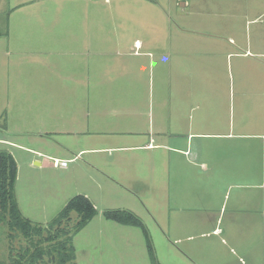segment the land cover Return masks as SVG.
I'll list each match as a JSON object with an SVG mask.
<instances>
[{
	"label": "crops",
	"instance_id": "1",
	"mask_svg": "<svg viewBox=\"0 0 264 264\" xmlns=\"http://www.w3.org/2000/svg\"><path fill=\"white\" fill-rule=\"evenodd\" d=\"M110 1L0 0V145L23 149L38 166L87 164L122 211L162 204L164 230L184 244L173 252L181 261L264 264L256 254L264 256V34L236 45L232 26L226 38L157 31L144 14L142 41L122 28L137 21L142 0ZM260 17L264 8L251 22ZM235 48L244 51L232 64ZM218 54L239 80L222 78ZM38 143L60 152L45 148L38 160ZM204 237L226 253L198 254L200 243L188 244Z\"/></svg>",
	"mask_w": 264,
	"mask_h": 264
},
{
	"label": "rangeland",
	"instance_id": "2",
	"mask_svg": "<svg viewBox=\"0 0 264 264\" xmlns=\"http://www.w3.org/2000/svg\"><path fill=\"white\" fill-rule=\"evenodd\" d=\"M185 1L189 2V4L182 6ZM218 1L220 4H213V0H142L135 5L137 12L134 11V13L138 14L137 21L132 22L131 25L123 21L122 28L132 30L131 38L137 37L142 41L147 40L148 37L141 33L142 30L147 29L144 26L145 22L142 19L145 18L142 15L150 14L154 17L150 19L153 21L157 31L165 29L172 32L174 29L179 28L196 30L204 32L205 34L221 35L223 32L224 38H226L227 26L229 30L230 26H232L235 32L234 41L236 45L244 44L246 37H249L251 34L253 36L257 30L264 34V17H260L256 21L251 22V19L259 13V10L264 8V0ZM116 4L125 6L128 3L118 0L110 1L112 7ZM147 5L149 7H146ZM181 9L183 13L188 15H193L191 13H201L203 16L198 18H195V16H187L188 20H182L179 14ZM228 9L234 11L235 16L233 20H229L228 18L230 16ZM166 13H171V16L167 17ZM212 19L214 20L212 21ZM160 35L161 33L156 35L154 40H160ZM154 44L161 43L154 42ZM243 51L244 49L238 50L235 48L234 58L229 60V62L231 61L232 64L233 62H237L238 58L236 54H242ZM218 57L220 58L218 61L221 76L223 75L222 78L224 80H228V78L230 80H239L235 71L232 73L229 72L227 76L225 55L222 58V55L218 54ZM247 60L246 62L250 63L251 59ZM155 63L157 68V62L155 61ZM142 80H149L147 65ZM2 120L4 124V118ZM12 138L23 145L27 143L26 139L22 137L16 138V136L12 135ZM33 143H36L35 139ZM31 145L39 149V151H42V154L35 156L41 161L44 157L46 158L44 156L47 153L45 152V148H51L54 153L60 152L59 148L50 145H46L45 148L35 147L41 146L42 143ZM7 150L12 152L11 155L16 162L17 175L14 190L18 207L24 217L37 224H46L47 221L52 219L63 208L69 199L76 195H86V198L94 205L97 215L73 238L72 245L76 255L83 256L79 260V264H152L147 252L145 236L139 229L132 227L124 229L121 225L107 221L104 218L103 213L107 210L122 211L127 209L117 206L121 201L115 191L106 192L108 183L102 177V173L91 169L87 164L79 163L80 161L67 164V168H61L52 162L49 165L44 164L41 166L34 165L33 163L29 164L31 155H28L23 149L0 145V151ZM53 157L60 158V156ZM147 209L150 212L143 211L145 209L140 210L139 208L135 212H132L142 221L146 228L156 264H191L188 261L179 260L173 253L181 251V248H184V244L174 242L177 238H171V233L168 230H164L162 204L154 206L150 203ZM72 218L75 220V214H72ZM127 230L130 233L132 231L134 234L129 235ZM225 232L226 229H224L222 235H225ZM10 234L11 232L6 225L0 223V262L6 264L8 263L10 255L14 256L19 250L22 251L27 247V242L19 234L12 232V237H9ZM128 237L134 240L136 243L134 246L124 243ZM168 240H170L172 246L165 245ZM192 243H200V246L205 249L204 252L200 249L198 254L226 253L225 245H222L213 237H204L188 242V244ZM262 252L264 254V250ZM256 254L264 259V256L260 253ZM44 262L45 264H55V261L47 257Z\"/></svg>",
	"mask_w": 264,
	"mask_h": 264
},
{
	"label": "trees",
	"instance_id": "3",
	"mask_svg": "<svg viewBox=\"0 0 264 264\" xmlns=\"http://www.w3.org/2000/svg\"><path fill=\"white\" fill-rule=\"evenodd\" d=\"M16 175L14 158L9 152L0 151V223H4L11 232L9 237H12V232L17 233L27 242L22 251L9 256L7 264H45L46 257L55 264H75L73 238L97 215L94 205L88 198L77 195L69 199L46 224L34 223L24 217L18 207L14 190ZM72 214H75V220ZM103 216L108 221L141 229L150 261L156 264L147 231L137 216L119 210H107Z\"/></svg>",
	"mask_w": 264,
	"mask_h": 264
},
{
	"label": "built area",
	"instance_id": "4",
	"mask_svg": "<svg viewBox=\"0 0 264 264\" xmlns=\"http://www.w3.org/2000/svg\"><path fill=\"white\" fill-rule=\"evenodd\" d=\"M54 164L60 166L61 168H66L68 162L67 161H62V160H54Z\"/></svg>",
	"mask_w": 264,
	"mask_h": 264
}]
</instances>
